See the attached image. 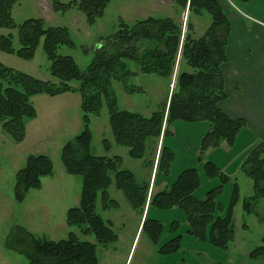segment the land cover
I'll return each mask as SVG.
<instances>
[{
  "label": "trees",
  "instance_id": "obj_1",
  "mask_svg": "<svg viewBox=\"0 0 264 264\" xmlns=\"http://www.w3.org/2000/svg\"><path fill=\"white\" fill-rule=\"evenodd\" d=\"M18 0H0V27L17 31L16 35H0V51L32 60L42 44L44 54L50 61L49 73L56 80H41L29 74L6 67L0 62V124L2 135L6 133L16 143L25 140L27 124L37 117L33 98L38 95L55 97L68 92L80 93L84 129L62 149V162L70 175L82 179L80 202L67 211L68 226H78L83 235H92L95 243L81 239L70 232L62 240L38 238L25 226L16 224L6 238L5 246L25 255L29 264H98V246H106L118 240L111 222L104 220L97 211L99 194L104 209L118 207L111 199L109 188L113 182L121 189L132 207L147 216L143 230L158 245L163 225L158 219L149 218L151 208L159 210L180 209L185 213L187 233L195 238L208 240L214 246L228 249L234 239L232 210L239 198L235 184L231 204L225 214L218 199L222 185L210 189L199 198L195 192L201 179L195 167L181 171L166 189L150 195L149 185L139 184L135 174L121 169V156H95L91 153L93 140L90 115H99L104 103L109 109V122L115 142L129 149L135 159L144 157L147 142L158 139L163 131L157 173L168 174L174 161V152L165 146V137L174 122H206L207 133L200 142V151L217 148L222 143L233 146L237 135L245 127L243 119H233L220 107L226 100L223 64L227 62V47L231 31L230 23L219 0H172L182 9L201 16L207 13L211 23L204 35H193L192 22L181 45L180 72L176 89L168 98L169 110L165 116L166 103L149 116L121 110L113 80L127 81L134 75L127 65L135 61L142 73H155L169 78L178 63L182 27L171 17H149L133 25L120 22L117 32L100 40L94 58L82 69L72 56L62 55V46H73L67 27L48 26L43 18H31L21 24L15 23L13 7ZM56 12L65 13L76 7L86 16L88 24L101 17L111 0H50ZM248 2L249 0H243ZM18 40L16 47L14 40ZM77 81L78 87L72 82ZM132 93L140 87L128 86ZM167 102V101H166ZM4 133V134H3ZM5 137V136H4ZM106 142L107 149L110 145ZM201 158V156H200ZM209 178H230L217 165L207 161L204 165ZM242 172L253 181V195L245 200L244 208L251 211L255 201L264 200V141L260 142L242 164ZM54 174V164L46 155L30 154L25 165L17 172L14 197L23 202L31 189H41L42 181ZM176 222H174L175 224ZM182 235L174 236L159 245L160 256H170L179 251ZM264 241V240H263ZM250 259L264 260V242L253 249Z\"/></svg>",
  "mask_w": 264,
  "mask_h": 264
},
{
  "label": "rangeland",
  "instance_id": "obj_2",
  "mask_svg": "<svg viewBox=\"0 0 264 264\" xmlns=\"http://www.w3.org/2000/svg\"><path fill=\"white\" fill-rule=\"evenodd\" d=\"M69 1L63 0L65 3ZM232 1L240 5L244 3L243 0ZM224 13L231 26L230 32L232 34L241 32V25L227 16V10ZM12 15L17 24L31 18H43L48 26L67 27L74 45L72 47L62 46L59 53L74 57L82 69L87 68L92 62L100 40L117 32L121 21L133 25L151 16L171 17L182 27L180 48L188 31L189 22H192L193 35L197 38L204 35L211 23V17L207 13L201 16L195 15L188 10V7L182 9L172 0H111L104 14L94 24H88L86 16L76 7L65 13L56 12L50 0H18L13 7ZM247 22L250 27L244 28V31L255 30L254 23ZM10 33L16 35L17 31L0 27V35ZM233 36L232 40H234ZM249 36V33L242 35L241 41L244 44L247 43ZM14 44L19 47L17 39L14 40ZM180 59L181 56L170 79L155 73H142L135 61H128V68L134 72V75L130 76L127 81L125 79L113 80L112 84L119 108L146 116L165 103L167 108L166 101L170 97L171 84L175 75L174 89H176L181 69ZM0 62L6 67L41 80L56 81L49 73L50 61L44 54L42 44L32 60H25L15 54L0 51ZM125 83L128 86L140 87V89L137 88L136 91L129 93L125 88ZM72 84L74 87L79 86L77 81ZM73 93L75 92L55 97L45 94L34 97L37 117L32 121L34 124L29 125L30 122L27 124L26 137L22 143H16L6 133H3L4 137L0 124V264H29L24 254L5 246L6 238L16 224L25 226L36 237L42 239L62 240L67 238L70 232H75L81 239L95 243L94 236H85L78 226L67 224V211L79 205L82 190V179L68 174L62 162V149L84 129L83 111L78 105L81 95L78 92ZM109 115L106 103L99 115H90V128L93 134L91 153L95 156H121L123 159L121 169L132 171L139 184L150 183L154 158L149 147L150 140L147 142L144 157L132 158L127 147L116 144ZM204 124L206 122H174L164 142L165 146L174 152V162H177V166L187 162L189 167L197 169L201 179V185L198 188L200 191L195 193L197 197L202 198L210 189L222 185L218 193V199L224 206L222 215L227 212L231 204L235 184H237L239 198L232 210L234 239L229 248L222 249L208 240L195 238L187 233L185 213L177 208L150 209L149 218L158 219L163 225L160 243L154 244L148 231L143 230L148 206L143 216L140 211L132 207L125 193L113 182L108 191L111 199L117 201L118 207L104 209L102 196L99 194L97 211L104 220L112 223L118 240L106 246L97 247L98 264H160L161 260L173 261L177 264H264V260L255 261L248 255L264 242V200L253 202L249 212L244 208L245 200L253 195V181L242 172V164L254 144H251L248 136L242 133L239 140L240 134L237 135L234 149H232L234 145L226 147L221 145L201 153L200 144H196L195 135L199 137ZM261 124L264 128V120ZM165 128L164 124L160 137L156 139L159 141V146L161 138L162 141L164 139ZM243 129L257 139L260 138L259 141L263 137V135L256 134L248 123ZM261 131L264 133L262 128ZM106 140L110 145L109 149H107ZM228 147L232 150L228 151ZM30 154L50 157L54 164V174L43 179L41 189H31L23 202H17L14 197L16 174L25 165ZM155 156L158 165L159 147ZM207 161L218 162L222 171L230 178L224 182L220 177L209 178L204 168ZM179 169L176 170L175 166V169L167 174L170 175L165 177L172 178L174 181L182 171V168ZM161 173L163 174L162 171L159 174L162 175ZM156 174L155 172L153 175V182ZM180 234L182 238L179 251L169 258H162L158 253L159 245Z\"/></svg>",
  "mask_w": 264,
  "mask_h": 264
},
{
  "label": "crops",
  "instance_id": "obj_3",
  "mask_svg": "<svg viewBox=\"0 0 264 264\" xmlns=\"http://www.w3.org/2000/svg\"><path fill=\"white\" fill-rule=\"evenodd\" d=\"M219 1L223 10H227V16L233 21L238 22L242 27L241 32L234 34L231 32L229 36L227 47L228 60L223 64L227 98L220 104V107L231 118L243 119L256 134L263 135L262 139L259 141L260 138L257 139L252 134H249L246 129H243L239 133L238 140L242 136V133H245L249 141H251V144H254V147L249 150V154L260 142L264 141V133L261 131V128L264 130L261 124L264 120V0H249L242 5L234 3L232 0ZM247 21L254 23L255 30L249 29V32L244 31V28L248 29V27H250ZM247 33L250 34L249 41L244 44V42L241 41V37L242 35L245 36ZM232 36L234 40H232ZM78 105L81 106V97ZM256 115L258 116L256 117ZM32 121H30L29 125L34 124ZM208 129L209 125L207 123L201 127L199 137L195 135V138H197L196 144H200L201 139L207 133ZM257 141H259L258 144H256ZM221 145L224 147L227 146L226 143H222ZM160 146L159 141H156V139L150 141L149 147L151 148V153L154 155V158L152 160V175L150 183L148 184L149 189L152 190V194L168 188L176 180L173 181L172 178L165 177L170 174L161 173L162 175H160L157 173L158 167L155 155L157 154L158 147L160 150ZM235 147L234 145L232 149ZM232 149L229 148L228 151ZM213 163L221 169V165L218 162H216L217 164L215 162ZM175 166L176 170L182 168L181 170L183 171L189 168V163L185 162L177 166V162L173 161L170 171L175 169ZM155 172L157 174L153 182V175ZM197 191L200 190L198 189ZM197 191L195 193H197Z\"/></svg>",
  "mask_w": 264,
  "mask_h": 264
},
{
  "label": "built area",
  "instance_id": "obj_4",
  "mask_svg": "<svg viewBox=\"0 0 264 264\" xmlns=\"http://www.w3.org/2000/svg\"><path fill=\"white\" fill-rule=\"evenodd\" d=\"M180 52H181V48H180ZM180 52H179V55H178V61H179V58H180ZM178 64V63H177ZM174 80H176V75H175V79H173V82H172V84H171V87H172V89H171V93H170V96H171V94H172V92H173V90H174V88H175V82L176 81H174ZM169 102H170V100H167V108H166V117H167V115H168V110H169ZM165 125H166V123H164ZM162 140V139H161Z\"/></svg>",
  "mask_w": 264,
  "mask_h": 264
},
{
  "label": "flooded vegetation",
  "instance_id": "obj_5",
  "mask_svg": "<svg viewBox=\"0 0 264 264\" xmlns=\"http://www.w3.org/2000/svg\"><path fill=\"white\" fill-rule=\"evenodd\" d=\"M161 257H162V258H165V257H166V258H167V257L169 258V257H171V255H170V256H161ZM160 262H161V263H160ZM160 262H159L160 264H177L176 262H173V261H172V262H169V261L167 262L166 260H165V261H162V260H161Z\"/></svg>",
  "mask_w": 264,
  "mask_h": 264
}]
</instances>
